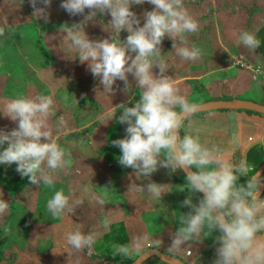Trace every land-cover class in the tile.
I'll return each mask as SVG.
<instances>
[{
    "label": "clouds",
    "instance_id": "obj_1",
    "mask_svg": "<svg viewBox=\"0 0 264 264\" xmlns=\"http://www.w3.org/2000/svg\"><path fill=\"white\" fill-rule=\"evenodd\" d=\"M29 2L34 13L46 20L52 0ZM145 2L152 8L143 11L141 22L131 5ZM59 6L70 16L83 17L71 26L61 25V30L76 50L75 57L81 63L87 62V69L104 91L112 92L117 80L127 86L129 76L135 82L139 98L132 106L118 105L122 111L116 119L126 125L125 134L111 143L120 150L118 163L133 169L138 179L148 181L138 190L161 199L165 185L153 182L151 174L163 167L172 173L183 171L189 193L202 194L196 203L191 195L182 201L189 211L176 213L179 226L161 264L182 254L186 242L201 241L214 231L219 235L214 241L213 264H264V198L260 195L264 178L245 159L233 161L223 148L202 143L199 135L186 130L185 121L198 111L199 102L179 94L170 76L165 75L168 65L160 48L165 36L172 40V48L180 58L196 61L202 55V50L195 44L188 46L185 38V34L197 30L198 23L184 0H60ZM105 13L111 17L110 25L119 33V39H89L85 26ZM122 30L127 32L123 41ZM238 39L249 50L260 47L252 31H241ZM154 67L159 70L156 74ZM52 105V98L44 94L32 98L18 95L4 105L0 114L14 121L16 127L0 129V165L15 164V171L31 184L53 190L45 207L53 219H62L72 213L73 207L69 195L55 189L49 174L68 163L64 149L48 130ZM241 177H247L246 181L240 183ZM98 202L104 204L103 200ZM4 207L0 203V209ZM104 224L106 227L108 221ZM65 240L71 249L80 251L94 243L95 235L76 228L65 234ZM148 240L146 234L140 233L129 243L114 245L115 255L127 258L137 252L140 257L149 248L159 249L160 240L151 237L150 247Z\"/></svg>",
    "mask_w": 264,
    "mask_h": 264
},
{
    "label": "crops",
    "instance_id": "obj_2",
    "mask_svg": "<svg viewBox=\"0 0 264 264\" xmlns=\"http://www.w3.org/2000/svg\"><path fill=\"white\" fill-rule=\"evenodd\" d=\"M184 6L198 23L197 30L185 34V38L188 46L195 44L202 50L200 59L187 61L177 56L172 48V40L167 36L160 45L162 58L168 65L165 75L170 76L179 94L199 104L209 101H244L264 105V80L251 72V68L264 67V58L258 48L249 50L238 39L241 31H252L256 35L264 25V0H184ZM152 71L156 74L159 70L154 67ZM117 81L120 85L124 83ZM133 83L130 78L128 84ZM128 84L116 93L118 105L127 103L132 106L139 98L138 89L129 91ZM118 105L104 115L119 116L122 109ZM125 127L96 126L95 122L87 128L76 130L79 139L87 135L85 141H81L85 146H80L81 149L87 147V153L77 158V163L85 166L83 170L89 172L93 184L79 189L78 195L85 199L81 207L73 208L72 220L65 221V216L59 219V246L56 250L51 249V245H47L48 248L44 246L41 249L43 254L40 252L35 259L31 257L34 254L31 251L26 255L30 258H24V264H114L101 257L118 255L108 254L107 250L124 243L105 240V236L113 227L120 225L126 243L144 233L149 237L148 247L152 243L151 237L160 240V247L156 250L167 255L171 236L179 226L175 215L189 211L182 206V201L189 195L193 203L198 202V199L177 181L179 169L172 173L167 168L158 167L151 174L153 182L165 185L166 192L162 193L161 199L138 190L148 181L142 177L138 179L133 169L124 168L118 163L120 150L111 143L112 140L123 138ZM185 127L191 134L199 135L202 143L223 148L233 161L245 159L264 178V115L217 111L190 116L185 121ZM96 131L103 133V142L93 139ZM180 134H184L182 129ZM246 179L241 177L239 182L243 183ZM260 195L264 198V184L260 186ZM99 200H103L104 204H100ZM106 220L108 224L105 227ZM76 228L93 233L94 243L80 251L71 249L66 243L65 234ZM217 235L219 233L214 231L201 241L186 242L183 246L186 249L174 258L183 264H207L210 251L216 258L214 241ZM43 239L46 245L48 240ZM212 245L214 247L210 250ZM0 254V264H3L6 257L2 252ZM138 255L134 252L131 257L136 260ZM145 264L161 262L151 258Z\"/></svg>",
    "mask_w": 264,
    "mask_h": 264
},
{
    "label": "rangeland",
    "instance_id": "obj_3",
    "mask_svg": "<svg viewBox=\"0 0 264 264\" xmlns=\"http://www.w3.org/2000/svg\"><path fill=\"white\" fill-rule=\"evenodd\" d=\"M59 5L60 0H52L45 20L39 13H34L29 0H0V110L18 95L32 98L44 94L52 98L48 130L64 149L68 163L63 169L49 174L55 181V189H63L75 208L81 207L85 199L78 195L79 189L93 184L89 172L83 170L85 166L77 163V158L87 153L88 148L83 149L85 145L81 142L87 135L79 139L76 130L95 122L96 126L122 125L117 122L118 116H105L104 113L118 105L116 93L125 87V83L120 85L115 81L112 92L104 91L99 80L87 69V62L81 63L75 57L76 50L61 25L71 26L83 17L70 16ZM131 8L143 22V11L151 10L152 5L145 2L133 4ZM110 19L105 13L89 22L84 29L89 39L112 36L118 40L119 33L111 27ZM126 36L127 32L122 30L121 41ZM128 89H136L135 83L128 84ZM15 127L14 121L0 114V129L9 131ZM93 135L95 141L103 142V133L96 131ZM52 191L43 184L34 185L27 177H21L15 171V164L0 165V203L5 204L0 209V252L6 257L3 264H24L31 251L34 253L31 257L35 259L44 246L51 245L54 250L59 246V219H53L45 207ZM200 198L197 196L198 200ZM64 216L65 221L70 222L74 214ZM43 238L48 240L46 245ZM207 255H211V251Z\"/></svg>",
    "mask_w": 264,
    "mask_h": 264
},
{
    "label": "water",
    "instance_id": "obj_4",
    "mask_svg": "<svg viewBox=\"0 0 264 264\" xmlns=\"http://www.w3.org/2000/svg\"><path fill=\"white\" fill-rule=\"evenodd\" d=\"M199 105L200 106H199L198 111L196 113L192 114L191 116L199 115V114H206V113H211V112H217V111H235V112H246V113L264 115V105L256 104V103H252V102L209 101V102L199 104ZM180 172L185 177V173L181 170H180ZM199 194L202 196L201 193H199ZM213 247H214L213 245L210 246V250H212ZM164 256H166V255L158 252L157 250L150 249L130 264H145L151 258H155L159 262H161V260ZM163 264H183V263L181 261L173 258L172 260L163 261Z\"/></svg>",
    "mask_w": 264,
    "mask_h": 264
},
{
    "label": "trees",
    "instance_id": "obj_5",
    "mask_svg": "<svg viewBox=\"0 0 264 264\" xmlns=\"http://www.w3.org/2000/svg\"><path fill=\"white\" fill-rule=\"evenodd\" d=\"M256 36L259 38L260 40V47H258V50L260 52V54L262 55V57L264 58V25L258 30V32L256 33ZM246 113V112H245ZM249 114V113H247ZM201 115V114H200ZM193 171H195V169L193 168L192 169ZM179 173H180V177L177 178V181L180 182L185 188H186V180H185V177L183 176V174L180 172L179 170ZM193 197H196V196H199L202 198V196L199 194V193H191ZM118 227V231L116 232V228ZM117 227H113V229L111 230V232L105 236V240L107 239H110V240H114V241H117V242H122V243H126V237H125V233L123 231V227L120 225V226H117ZM107 253L108 254H113L115 253V250H114V246L111 250H107ZM104 259V261H112L114 264H129L131 263L135 257H122L120 254L116 255L115 257H107V256H103L101 257ZM214 257L212 255H209L208 256V260H207V264H213V261H214ZM2 260V256L0 254V261Z\"/></svg>",
    "mask_w": 264,
    "mask_h": 264
},
{
    "label": "built area",
    "instance_id": "obj_6",
    "mask_svg": "<svg viewBox=\"0 0 264 264\" xmlns=\"http://www.w3.org/2000/svg\"><path fill=\"white\" fill-rule=\"evenodd\" d=\"M251 72L257 78L264 80V67H254V68H251Z\"/></svg>",
    "mask_w": 264,
    "mask_h": 264
}]
</instances>
